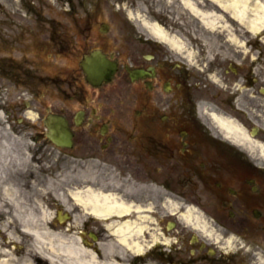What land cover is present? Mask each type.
Returning <instances> with one entry per match:
<instances>
[{
    "label": "flooded vegetation",
    "instance_id": "1",
    "mask_svg": "<svg viewBox=\"0 0 264 264\" xmlns=\"http://www.w3.org/2000/svg\"><path fill=\"white\" fill-rule=\"evenodd\" d=\"M155 2L0 0V264H50L34 232L118 264H264V42L109 37V9ZM45 8L51 37L27 30ZM95 50L117 64L98 87L80 68ZM53 56L81 76L48 79L63 110L29 73Z\"/></svg>",
    "mask_w": 264,
    "mask_h": 264
},
{
    "label": "rangeland",
    "instance_id": "2",
    "mask_svg": "<svg viewBox=\"0 0 264 264\" xmlns=\"http://www.w3.org/2000/svg\"><path fill=\"white\" fill-rule=\"evenodd\" d=\"M253 1L264 4V0ZM188 2L192 3L197 10L206 13L209 17L216 18V27L210 28L206 26L202 22L201 18L189 8ZM106 13L108 14V20L111 25L109 37H114L118 34H128L130 32L136 31L152 34L151 30L147 28L146 24L157 25L163 29L170 38H173L175 41H177V43L180 45L176 47H179L178 49H181L184 46L186 37L194 38L196 36L199 38L198 41L210 42L211 46L216 47L220 46L219 42L227 39V35L224 34H245L244 37L248 36L246 34H251L243 25L238 23L226 10H224L221 5H218L213 0H188L186 4L184 3V5H180L179 2L178 4L174 5L172 4V0H156L155 4L152 6L139 5L135 7H128L122 10L114 8V10L109 9ZM50 14L52 13L47 8H45L43 10L44 16L42 17V20L38 24L35 22V20H30L27 30L30 32L43 30L46 37H51L52 34L50 31L52 30V27L50 23L54 18ZM58 21L60 22V27L57 30L60 33L67 36H75L74 30L72 29L70 23L66 22L64 19H58ZM258 34H264V27ZM252 40L256 41L255 39ZM49 45L52 47L51 43H49ZM225 45L231 46V44ZM50 49L51 52L56 53V50L53 47ZM29 73L34 75L39 74L45 78L44 91L46 93V97L44 99V110L46 107H50L52 110L66 109V105L59 97L60 91H58V88L55 85L57 84L58 86H62L60 83L61 80H71L75 78L77 81L81 78V76H79V71L76 70L68 62V60H64L62 58L58 59L55 56H53L50 60L45 59V68L43 71L29 67ZM48 79L56 81V84H50ZM83 87L87 95L89 94L91 105H95V103L92 101V90L87 85H84V83ZM62 88L66 89L67 87ZM3 106L7 109L10 108L7 102L3 103ZM35 106L39 110L42 109L38 105ZM80 108L81 107L79 105L73 104V110H79Z\"/></svg>",
    "mask_w": 264,
    "mask_h": 264
},
{
    "label": "bare ground",
    "instance_id": "3",
    "mask_svg": "<svg viewBox=\"0 0 264 264\" xmlns=\"http://www.w3.org/2000/svg\"><path fill=\"white\" fill-rule=\"evenodd\" d=\"M226 10L238 23L243 25L254 38H260L264 42V34H258L264 27V4L253 0H215ZM253 2V3H252ZM189 8L198 15L202 22L215 28L217 19L209 17L206 13L197 10L194 5L188 2ZM155 37L161 41L170 42L180 46L175 39L170 38L167 33L157 25L146 24ZM35 237L41 245L45 256L49 255L50 264H118L108 258L97 256L94 252L88 251L79 244H73L68 236L60 233L55 238L52 234L47 237L46 233L34 232Z\"/></svg>",
    "mask_w": 264,
    "mask_h": 264
},
{
    "label": "water",
    "instance_id": "4",
    "mask_svg": "<svg viewBox=\"0 0 264 264\" xmlns=\"http://www.w3.org/2000/svg\"><path fill=\"white\" fill-rule=\"evenodd\" d=\"M80 67L85 75L88 83L93 86H99L103 82H109L117 70V64L109 59V57L100 51H92L87 55L83 56ZM130 77L136 75V71L128 70ZM59 117L49 119L47 125L51 129L60 128L61 134H64L63 127L65 124L61 123ZM63 121V120H62Z\"/></svg>",
    "mask_w": 264,
    "mask_h": 264
}]
</instances>
